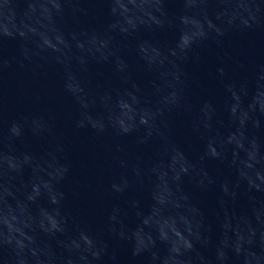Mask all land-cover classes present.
Here are the masks:
<instances>
[{"label":"water","instance_id":"1","mask_svg":"<svg viewBox=\"0 0 264 264\" xmlns=\"http://www.w3.org/2000/svg\"><path fill=\"white\" fill-rule=\"evenodd\" d=\"M0 264H264V0H0Z\"/></svg>","mask_w":264,"mask_h":264}]
</instances>
